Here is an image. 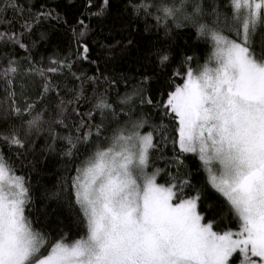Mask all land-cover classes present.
Wrapping results in <instances>:
<instances>
[{"label": "snow or ice", "instance_id": "1", "mask_svg": "<svg viewBox=\"0 0 264 264\" xmlns=\"http://www.w3.org/2000/svg\"><path fill=\"white\" fill-rule=\"evenodd\" d=\"M102 3L105 7L93 15H105L108 0ZM140 7L147 11L151 5ZM229 8L235 38L202 22L203 0H160L158 22L171 20L182 27L178 22L182 18L196 26L199 36L211 42L212 54L198 70L189 66L183 73L175 72L182 76V83L162 104L154 105L137 86L119 100L126 107L120 111L128 117L120 122L123 126L104 136L102 120L94 134L89 130L82 137L84 143L93 135L102 140L84 157L72 179L74 204L84 224L79 238L68 241L62 236L49 243L33 227L25 214L31 203L29 188L0 153V264H264V0H229ZM80 24L83 28L84 21ZM89 31L85 28L77 34L83 60L90 58ZM9 38L15 39L0 35V40ZM158 60L163 68L170 56L160 52ZM29 71L44 77V93L55 91L43 69ZM18 72L10 61L0 78L11 85ZM79 100L80 95L74 97L76 103ZM72 103L61 99L60 113ZM138 104L162 108L171 118L175 133L171 143L180 153L198 158L207 183L238 221L237 229L214 230L199 210V192L191 197L183 194L189 181L157 183L161 170L150 172L149 166L160 144L154 132L141 131L145 118H131ZM33 107L29 105L28 110ZM94 109L101 117L118 115L105 94L97 96ZM13 111L20 114L19 108ZM93 115L90 111L89 119ZM42 119L38 112L27 123L36 127ZM165 130L161 125L154 131ZM4 139L23 147L15 131ZM69 143L76 147L71 139ZM176 161L183 163L179 157Z\"/></svg>", "mask_w": 264, "mask_h": 264}, {"label": "trees", "instance_id": "2", "mask_svg": "<svg viewBox=\"0 0 264 264\" xmlns=\"http://www.w3.org/2000/svg\"><path fill=\"white\" fill-rule=\"evenodd\" d=\"M159 3L160 0H108L105 15L98 17L93 13L105 7L102 0L0 2V35L15 37L0 40V73L10 61L19 68L11 85L0 78V153L24 178L31 197L26 215L49 243L62 236L71 241L84 234L83 220L74 204L72 179L81 161L102 138L98 140L93 135L84 143L82 137L89 130L94 134L102 120L104 136H110L118 125L123 126L120 122H127L128 117L120 111L125 106L119 100L137 86L153 99L154 105L162 104L174 86L182 83V76L174 73H183L189 66L198 70L212 54L211 42L199 36L196 26L182 18L178 19L182 27H176L171 20L167 24L158 22ZM142 4L151 7L145 11ZM203 6L202 22L235 38L229 0H203ZM80 21H84L83 28ZM85 28L90 29L86 36L91 50L89 60L79 55L82 41L78 42L77 34ZM160 52L170 56L163 68L158 60ZM58 67L57 72L47 71ZM31 68L43 69L55 91L44 93V77L30 72ZM91 77L97 79L93 82ZM13 92L15 95H10ZM99 94H105L117 109L116 117H101L95 111ZM77 95L78 103L74 101ZM61 99L73 101L65 105L63 114L57 107ZM29 105L34 106L31 111ZM154 105L138 104L131 114L132 119L147 120L141 131L154 132L160 144L152 154L149 171L160 169L157 181L162 184L173 179L189 181L183 194L191 197L199 192V210L205 221L212 222L214 230L237 229L238 221L223 197L207 183V173L198 158L180 153L171 143L174 122ZM14 108L20 109L19 115ZM90 111L94 112L91 119ZM38 112L43 119L30 128L27 122ZM82 120L86 122L84 126ZM161 125L166 126L164 133L154 131ZM13 131L23 141V147L4 139ZM176 157L183 163H178Z\"/></svg>", "mask_w": 264, "mask_h": 264}, {"label": "rangeland", "instance_id": "3", "mask_svg": "<svg viewBox=\"0 0 264 264\" xmlns=\"http://www.w3.org/2000/svg\"><path fill=\"white\" fill-rule=\"evenodd\" d=\"M157 183H159L158 181H157ZM162 184V183H161ZM26 214V213H25ZM237 255H239V254H237Z\"/></svg>", "mask_w": 264, "mask_h": 264}]
</instances>
